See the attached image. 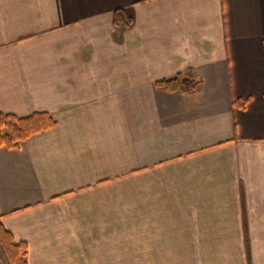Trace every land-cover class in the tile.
<instances>
[{
    "label": "crops",
    "instance_id": "1",
    "mask_svg": "<svg viewBox=\"0 0 264 264\" xmlns=\"http://www.w3.org/2000/svg\"><path fill=\"white\" fill-rule=\"evenodd\" d=\"M0 110L57 121L0 146L28 264H264V0H0Z\"/></svg>",
    "mask_w": 264,
    "mask_h": 264
},
{
    "label": "trees",
    "instance_id": "2",
    "mask_svg": "<svg viewBox=\"0 0 264 264\" xmlns=\"http://www.w3.org/2000/svg\"><path fill=\"white\" fill-rule=\"evenodd\" d=\"M113 22L117 26L127 27L133 24V17L126 8L120 7L113 11ZM156 86L167 91L191 92L197 82L189 77L177 74L170 78L156 81ZM56 119L48 111H35L25 116L0 110V146L16 149L20 142L29 136L52 128L56 125ZM0 246L10 264H28V246L25 241H18L8 230L0 214Z\"/></svg>",
    "mask_w": 264,
    "mask_h": 264
}]
</instances>
